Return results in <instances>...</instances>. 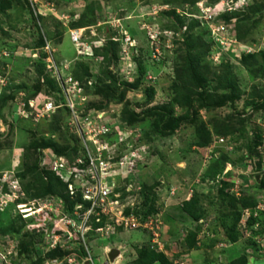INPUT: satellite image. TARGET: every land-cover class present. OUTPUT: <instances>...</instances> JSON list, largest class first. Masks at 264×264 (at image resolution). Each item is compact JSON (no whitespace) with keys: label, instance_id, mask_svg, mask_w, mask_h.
I'll list each match as a JSON object with an SVG mask.
<instances>
[{"label":"rangeland","instance_id":"374dc122","mask_svg":"<svg viewBox=\"0 0 264 264\" xmlns=\"http://www.w3.org/2000/svg\"><path fill=\"white\" fill-rule=\"evenodd\" d=\"M263 136L264 0H0V264L259 256Z\"/></svg>","mask_w":264,"mask_h":264},{"label":"built area","instance_id":"2783aa9c","mask_svg":"<svg viewBox=\"0 0 264 264\" xmlns=\"http://www.w3.org/2000/svg\"><path fill=\"white\" fill-rule=\"evenodd\" d=\"M30 1V0H29ZM69 38L71 40V42H73L75 44V46H79L77 48V52L79 50V48L82 46V42L78 41V37L76 35H73L72 33H69ZM60 74V73H59ZM39 104H42L43 107H41L40 111L45 112V113H49L52 110H55L56 105L54 104L53 101H51L49 98H46L45 101H41L39 102ZM106 131L103 130L102 133H105ZM95 137L90 138V141H87V139H85V144H86V156L89 157V165L86 170L90 171L93 175H91V182L87 181L86 185H84L85 189L84 191V195L85 198H87V200H89L90 205L88 206V209L85 211L84 213V220H83V224H85V222L87 221V216L92 214L94 212L95 208L98 207H102L104 206H108L109 202L107 201L110 196L113 193V188L114 186L106 179L107 178V174L104 172L106 169L101 170L102 167H100L99 169V165L104 164V162L101 161L100 159V149L103 146H106V143H103V145L97 141H95L94 139ZM98 144V146H97ZM100 145V147H99ZM106 149V148H104ZM259 153L262 157V159L264 160V136L262 137L261 143L259 145ZM54 168L53 170H55L57 172V174H59V176L61 178H71L72 175V171H68L67 169H64L63 165L59 162V161H55L54 162ZM102 163V164H100ZM64 169L63 171L61 169ZM103 168H105L103 166ZM79 175L75 174L74 178H79ZM80 179V178H79ZM86 193V194H85ZM107 201V202H106ZM99 204V205H98ZM246 212V215L249 214V212L247 210L243 211ZM255 215V214H254ZM253 215V216H254ZM96 221H99V219H96ZM73 222V220H72ZM68 224H70L68 222ZM243 226H246L245 222L242 223ZM103 228H99L97 229L98 231H101ZM258 243L261 244L260 247V260H262L263 264H264V236L262 239L258 240ZM88 253V252H87ZM86 261L89 262L90 264H94L93 259L90 257V255H88L86 258ZM102 264H112L108 259H106V261H104ZM174 264H186L185 261L182 260H178L176 262H174Z\"/></svg>","mask_w":264,"mask_h":264},{"label":"trees","instance_id":"16d2710c","mask_svg":"<svg viewBox=\"0 0 264 264\" xmlns=\"http://www.w3.org/2000/svg\"><path fill=\"white\" fill-rule=\"evenodd\" d=\"M193 205H194V202L186 201L183 208L187 214H189L193 217V219L198 220L199 219L198 215H192L191 208L193 207ZM82 252H83V250H82ZM256 257H258V256H256ZM248 259H249V256L243 255V256L239 257L238 259L232 260L229 264H248ZM156 261H161L162 264H167V259H166V257H164L163 254L154 253V252L149 253L145 262H143L142 264H152L153 262H156Z\"/></svg>","mask_w":264,"mask_h":264},{"label":"clouds","instance_id":"9594fccd","mask_svg":"<svg viewBox=\"0 0 264 264\" xmlns=\"http://www.w3.org/2000/svg\"><path fill=\"white\" fill-rule=\"evenodd\" d=\"M62 171L64 170L63 168L61 169ZM54 172H55V175H57L62 181H64V182H69V180L71 179V178H68V179H65V178H61L60 176H59V174H57V172L55 171V170H53ZM72 177V176H71ZM109 182V181H108ZM109 184H110V182H109ZM114 189V188H113ZM114 191V190H113ZM87 210V209H86ZM90 215H93V214H90ZM100 220V219H99ZM98 222V221H97ZM106 225V224H105ZM70 228V227H69ZM101 228V227H100ZM103 228V227H102ZM103 230V229H102ZM111 249H113V248H110V246H108V245H106V244H104L103 245V250H104V255H105V261H106V259H108L109 260V258H108V253H109V251L111 250ZM114 249H116V248H114ZM88 252V251H87ZM86 252V253H87ZM83 253V252H82ZM85 253V252H84ZM121 255V252L119 251V255L114 259V261L119 257ZM92 259H93V257H91ZM255 258L256 259H258V260H260V255L258 256V257H256L255 256ZM110 261V260H109ZM114 261H110L112 264H113V262ZM182 261H184V260H182ZM260 261H262V260H260ZM94 262V261H93ZM86 263H87V261H86ZM186 264H188L187 262H185ZM90 264V263H89ZM95 264V263H94Z\"/></svg>","mask_w":264,"mask_h":264},{"label":"water","instance_id":"95a60500","mask_svg":"<svg viewBox=\"0 0 264 264\" xmlns=\"http://www.w3.org/2000/svg\"><path fill=\"white\" fill-rule=\"evenodd\" d=\"M119 255L118 249H111L108 253V258L112 262Z\"/></svg>","mask_w":264,"mask_h":264},{"label":"crops","instance_id":"0c3cea01","mask_svg":"<svg viewBox=\"0 0 264 264\" xmlns=\"http://www.w3.org/2000/svg\"><path fill=\"white\" fill-rule=\"evenodd\" d=\"M258 259H256L254 256H249L248 264H263V262Z\"/></svg>","mask_w":264,"mask_h":264},{"label":"bare ground","instance_id":"6f19581e","mask_svg":"<svg viewBox=\"0 0 264 264\" xmlns=\"http://www.w3.org/2000/svg\"><path fill=\"white\" fill-rule=\"evenodd\" d=\"M87 140H88V139H87ZM119 257H121V255H120ZM113 264H117V263H116V260L113 262Z\"/></svg>","mask_w":264,"mask_h":264}]
</instances>
